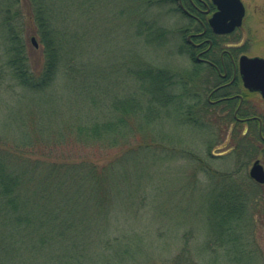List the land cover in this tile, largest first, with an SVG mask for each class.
Instances as JSON below:
<instances>
[{"label": "rangeland", "instance_id": "374dc122", "mask_svg": "<svg viewBox=\"0 0 264 264\" xmlns=\"http://www.w3.org/2000/svg\"><path fill=\"white\" fill-rule=\"evenodd\" d=\"M243 2L247 13L240 34L244 35L249 54L264 57V0ZM134 6L132 0H69L62 5L72 35H80L83 40L82 58L88 61L89 81H98L94 92L100 103L91 109L93 117H104L116 96L129 95L138 88L135 76L127 74L131 67L137 69L148 63L163 66L196 86L192 73L198 65L181 52V41L174 34V16L166 13L164 5L160 10L153 9V19L173 35L163 45L145 44L136 36ZM125 10L132 14V20L128 14L123 15ZM31 42L29 38L32 46ZM35 50L39 52L32 57L40 61L41 47ZM195 86L192 89L197 93L204 92V87ZM67 89L58 94L56 88L58 95L53 100L50 97L49 104L53 102L59 109L64 105L66 110L62 111L69 115L78 111L77 104L73 109ZM12 102L9 97L0 98L1 129L10 123ZM196 113L203 117L202 112ZM177 115L170 109L153 126L162 131L165 145L176 151L192 150L195 158L188 152L182 156L157 150L159 143L154 138L148 140L153 142V149L128 155L120 149L95 151L90 156L99 171L124 154L115 164V183L98 194L103 198L100 206L78 198L30 207L34 222L27 231L25 226L17 228L18 222L1 211L0 264H55L60 253H69L66 259L75 264H99L107 259L108 240L116 249L128 248L130 264L135 258L141 264H176L187 255L182 264H264V189L254 186L249 178L255 158L238 173L239 157L233 152L236 140L228 132L233 117H206L214 126L206 118L199 119L207 124L206 132L183 123L179 112ZM229 174H238L234 188L248 197L238 230L232 218L222 224V196L229 190L228 180L222 179ZM59 205H66L67 210L59 212ZM1 208L4 210V204ZM58 222L75 225L58 227ZM42 223L45 225L40 227ZM40 237L46 238L45 246L39 243Z\"/></svg>", "mask_w": 264, "mask_h": 264}, {"label": "trees", "instance_id": "16d2710c", "mask_svg": "<svg viewBox=\"0 0 264 264\" xmlns=\"http://www.w3.org/2000/svg\"><path fill=\"white\" fill-rule=\"evenodd\" d=\"M165 1L132 0L136 36L145 44L163 45L172 35L152 16V10H160ZM68 2L0 0V98L6 96L13 100L10 123L0 128V214L3 212L17 221V228L25 226V231L34 222L30 207L35 209L41 204L47 206L57 200L74 201L78 198L92 200L99 207L103 198L98 194L115 183V164L124 154L153 149V142H148L150 138L159 143L156 144L158 147L155 146L157 150L172 155L181 153L182 156L188 152L195 158L192 150L176 151L165 145L167 140L162 131L153 126L154 121L161 120L170 109L177 117L179 112L183 123L194 124L206 132L207 124L199 119L214 115L224 120L232 117L231 110L215 113L207 108L201 102L200 94L192 89L195 86L192 80L149 63L127 70V74L135 76L138 82L134 92L116 96L104 117H93L91 109L98 108L100 103L94 92L98 81H89L88 61L84 56L82 58L83 40L80 35H72L66 21L67 13L62 5ZM123 12L132 20V14L126 10ZM34 37L41 47L40 61L32 57L39 52L32 42V46L29 45V38ZM56 88L58 94L68 88L73 109L77 104V113L68 115L62 111L66 110L64 105L59 109L53 102L49 104L50 97L53 100L58 95L55 94ZM139 96L146 98L139 100ZM198 111L203 117L198 116ZM206 119L214 126L212 120ZM228 132L236 140L233 152L239 157L238 173H242L254 158L261 156L264 162V143L261 147L259 145L263 150L253 147L252 151L246 152L240 127L230 126ZM117 149L124 154L97 170L99 168L93 164L90 155L98 150ZM196 159L202 161L199 157ZM236 175L229 174L222 179L228 180L229 185V190L222 196L225 202L222 224L224 226L232 218L238 225L234 229L238 230L247 208V196L243 195L244 191L234 188ZM82 193L85 196H81ZM58 207L59 212L60 209L67 210L66 205ZM44 225L42 223L40 227ZM74 225L75 222L57 223L58 227L66 228ZM39 243L45 246L46 238L40 237ZM105 248L107 259L99 264H130L126 257L130 254L128 248L116 249L112 240L106 242ZM61 255L55 264H75L66 259L69 253ZM187 256L180 257L175 263L182 264ZM131 264L141 263L135 258Z\"/></svg>", "mask_w": 264, "mask_h": 264}, {"label": "flooded vegetation", "instance_id": "af4514ba", "mask_svg": "<svg viewBox=\"0 0 264 264\" xmlns=\"http://www.w3.org/2000/svg\"><path fill=\"white\" fill-rule=\"evenodd\" d=\"M241 2L245 14L241 25L232 31L229 30L239 12L233 0H166L163 5L166 13L176 19L174 34L181 41V52L198 65L192 75L196 86L204 87L199 95L201 102L205 96L203 104L212 112L232 111L231 126L240 127L244 148L249 152L264 143V98L260 92L245 87L240 63L244 57H264L247 52L244 35L240 34L247 8L243 0ZM256 160L264 168L262 157L255 158L253 163ZM249 178L254 186L263 188L264 184L250 177V170Z\"/></svg>", "mask_w": 264, "mask_h": 264}, {"label": "water", "instance_id": "95a60500", "mask_svg": "<svg viewBox=\"0 0 264 264\" xmlns=\"http://www.w3.org/2000/svg\"><path fill=\"white\" fill-rule=\"evenodd\" d=\"M233 1L236 2L239 8V12L236 23L229 31H232L236 26L241 25L242 19L245 14V7L241 2V0H233ZM32 43L36 48H38V44L35 38H32ZM240 65H241V75L245 87H247L251 91L260 92L264 98V58L244 57L241 59ZM250 177L259 184H264V168L259 160H256L253 163L250 169Z\"/></svg>", "mask_w": 264, "mask_h": 264}]
</instances>
